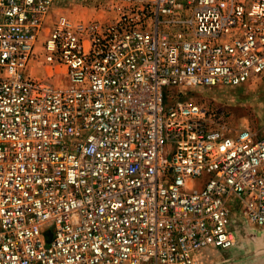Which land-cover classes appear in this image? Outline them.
Instances as JSON below:
<instances>
[{
	"label": "built area",
	"instance_id": "2783aa9c",
	"mask_svg": "<svg viewBox=\"0 0 264 264\" xmlns=\"http://www.w3.org/2000/svg\"><path fill=\"white\" fill-rule=\"evenodd\" d=\"M263 74L264 0H0V264H197L236 214L264 229V135L165 92Z\"/></svg>",
	"mask_w": 264,
	"mask_h": 264
},
{
	"label": "rangeland",
	"instance_id": "374dc122",
	"mask_svg": "<svg viewBox=\"0 0 264 264\" xmlns=\"http://www.w3.org/2000/svg\"><path fill=\"white\" fill-rule=\"evenodd\" d=\"M62 11V9H58ZM167 107L174 103H199L209 110H216L229 128L250 129L264 135V74L245 86L197 88L184 90L165 89ZM235 233L237 245L227 251L208 250L206 258L197 264H264V229L241 220L236 214Z\"/></svg>",
	"mask_w": 264,
	"mask_h": 264
},
{
	"label": "crops",
	"instance_id": "0c3cea01",
	"mask_svg": "<svg viewBox=\"0 0 264 264\" xmlns=\"http://www.w3.org/2000/svg\"><path fill=\"white\" fill-rule=\"evenodd\" d=\"M49 70H46V67H44L43 65H41L40 61H37L35 63L32 64L31 66V73L35 76V77H45L46 74L48 73ZM60 80V78L58 79ZM211 250V249H210ZM214 250V249H213ZM208 252V250L202 252L198 259H197V263H199V261H201L203 258H206V253Z\"/></svg>",
	"mask_w": 264,
	"mask_h": 264
},
{
	"label": "bare ground",
	"instance_id": "6f19581e",
	"mask_svg": "<svg viewBox=\"0 0 264 264\" xmlns=\"http://www.w3.org/2000/svg\"><path fill=\"white\" fill-rule=\"evenodd\" d=\"M253 225V224H252ZM255 226V225H254ZM210 250V249H209ZM206 251V250H205ZM227 251V250H226ZM204 252V251H203Z\"/></svg>",
	"mask_w": 264,
	"mask_h": 264
}]
</instances>
